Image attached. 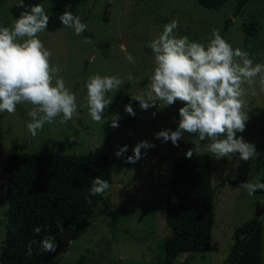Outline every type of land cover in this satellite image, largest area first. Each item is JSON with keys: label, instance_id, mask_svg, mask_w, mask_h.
I'll list each match as a JSON object with an SVG mask.
<instances>
[{"label": "rangeland", "instance_id": "374dc122", "mask_svg": "<svg viewBox=\"0 0 264 264\" xmlns=\"http://www.w3.org/2000/svg\"><path fill=\"white\" fill-rule=\"evenodd\" d=\"M240 0H228L218 9H207L197 0H85L74 11L87 24L88 37L76 35L70 28L55 32L47 29L38 34L45 48L52 52L50 64L59 66V76L77 97V112L66 124L46 123L33 137L26 125L31 121L29 112L37 106L21 103L14 114L0 113V249L5 236L7 202L5 200V174L3 166L12 153L37 155H84L99 150L108 154L112 162V184L103 200L86 217V232L69 242L64 253H59V264H164V243L171 235L165 222V198L169 187L171 162L186 156L194 147V135L184 134L179 147L171 141L164 143L155 133L175 131L178 110L184 105L177 101L164 107L143 111L131 97L146 90L154 69V54L148 43L157 38L163 26L173 19L179 21L174 30L177 37L187 36L189 41L205 46L213 29L233 47L249 54L254 64H264V0H249L240 13L236 12ZM19 0H0V26L11 28L15 18L11 8ZM50 14L49 1L41 3ZM255 22L256 35L245 31ZM226 28V29H225ZM127 35L130 44L123 45ZM88 38L90 43H84ZM131 54L135 64L125 56ZM129 73L131 81L124 79ZM117 76L124 79L118 91L106 98L112 104L105 110L102 122H94L86 106L85 84L92 75ZM252 86L243 85L247 95L243 98L249 120L246 129L237 136L256 146L257 155L249 161L239 160V154L212 162L214 189V221L211 229V249L206 252H188L178 255L173 264H226L232 245L234 229L251 219L261 225L262 262L264 264V190L252 195L240 188L242 182L264 183V92L259 78ZM55 80L53 81V84ZM255 93V94H253ZM136 112L135 117L125 112L124 106L114 103L122 96ZM153 113H156L153 117ZM119 115V127L112 128L110 118ZM156 145L135 164L127 163L133 156L135 145L142 141ZM205 143V142H202ZM127 145L128 151L120 158L115 153ZM119 146V147H118ZM243 178L237 185L220 183L226 179Z\"/></svg>", "mask_w": 264, "mask_h": 264}, {"label": "clouds", "instance_id": "9594fccd", "mask_svg": "<svg viewBox=\"0 0 264 264\" xmlns=\"http://www.w3.org/2000/svg\"><path fill=\"white\" fill-rule=\"evenodd\" d=\"M18 7L25 8L24 0H19ZM70 7L69 4L67 8ZM67 8L59 16L60 22L79 36L87 29V24ZM49 21L43 5L34 4L30 11L20 13L11 28L0 26V113L14 114L16 106L25 102L37 106L29 112L32 119L26 125L33 137L57 117H60L58 123L61 125L72 120L78 107L76 95L59 76V66L50 64L52 52L38 38V34L48 28ZM178 24L175 19L165 24L162 33L148 43L155 66L146 90L132 96L131 100L138 102L143 111L156 107L158 102H163L164 107L177 101L184 105L178 110L175 131L166 129L154 135L164 143L171 141L175 147H179L185 133L194 135V147L187 151L186 158L210 154L219 160L239 154V160L249 161L257 155L256 146L246 142L242 135L237 136L245 131L249 120L244 111L243 98L247 89L243 85H254L258 77L260 91L264 92V64H254L247 52L233 49L215 29L206 46L189 41L187 36L177 37L174 30ZM83 42L90 43V40L85 38ZM125 58L129 63L136 62L131 54H126ZM124 79L131 81L133 76L129 73ZM124 79L99 74L88 78L85 99L88 114L94 122L104 120L103 114L113 102L106 96L118 91ZM124 109L135 117L132 103L126 104ZM155 115L153 113V117ZM119 119V115L110 118L112 128L119 127ZM155 147L147 140L137 143L134 155L128 156L126 162L135 164L142 158V149L146 155L147 150ZM127 151L125 145L119 147L115 155L120 158ZM109 188V181L97 176L91 180L89 196L102 195ZM240 188L252 195L257 190H264V183L242 182ZM58 227L63 230L60 224ZM34 231L39 235L42 229L37 227ZM39 243L45 253L57 251L54 236H44ZM27 254H32L31 244Z\"/></svg>", "mask_w": 264, "mask_h": 264}, {"label": "trees", "instance_id": "16d2710c", "mask_svg": "<svg viewBox=\"0 0 264 264\" xmlns=\"http://www.w3.org/2000/svg\"><path fill=\"white\" fill-rule=\"evenodd\" d=\"M49 1L48 32L66 28L59 16L67 10L74 14L85 0H24L11 8L15 18L34 4ZM249 0H240V13ZM210 10L218 9L228 0H197ZM226 29V28H225ZM259 25L250 22L245 31L256 35ZM89 36L87 29L83 32ZM127 95L115 106H125ZM5 200L7 202L5 236L0 249V264H59V248L68 235L72 240L82 236L87 226L86 217L102 202V195L89 196L91 180L97 176L112 184V162L108 154L99 150L84 155H37L12 153L3 166ZM243 178L226 179L220 183L237 185ZM212 162L208 155L194 154L190 159L179 156L172 160L169 187L165 198V222L171 235L164 243V264H173L178 255L206 252L211 249V229L214 221V189ZM62 226V229L58 227ZM41 228L37 235L34 228ZM261 225L251 219L237 226L226 264H261ZM44 236H54L55 253H45L40 247ZM36 241V243H32ZM31 244L32 254L28 255Z\"/></svg>", "mask_w": 264, "mask_h": 264}, {"label": "water", "instance_id": "95a60500", "mask_svg": "<svg viewBox=\"0 0 264 264\" xmlns=\"http://www.w3.org/2000/svg\"><path fill=\"white\" fill-rule=\"evenodd\" d=\"M122 43H123V45L130 44V42L127 39V35H124L122 37ZM70 241H72V236L71 235H68L66 237V239L62 242V245L59 248V253H64L66 251V249H67Z\"/></svg>", "mask_w": 264, "mask_h": 264}]
</instances>
